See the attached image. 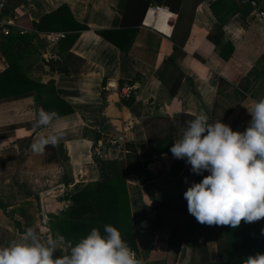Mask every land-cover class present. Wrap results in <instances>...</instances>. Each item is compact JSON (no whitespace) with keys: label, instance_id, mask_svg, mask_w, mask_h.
Returning <instances> with one entry per match:
<instances>
[{"label":"crops","instance_id":"0c3cea01","mask_svg":"<svg viewBox=\"0 0 264 264\" xmlns=\"http://www.w3.org/2000/svg\"><path fill=\"white\" fill-rule=\"evenodd\" d=\"M21 1L8 12L15 24L12 34L0 36V74L17 64L33 82L54 88L64 112L54 109L59 118L34 134L27 126L37 120L34 98L1 103L0 158L18 155L21 141L32 144L56 133H63V139L47 146L36 166L30 147L24 171L49 178L30 176L25 198L18 202L0 197L13 212L9 217L0 208V247L21 239L24 232L15 218L25 229L38 230L42 239L63 237L55 223L68 196L100 181L102 161L127 158L126 151L117 155L107 148L95 156L94 147L124 136L143 165L141 172L126 177L137 259L143 264H244L247 257L264 254V219L242 221L233 229L201 225L189 214L184 192L200 175L170 151L187 122L201 112L209 123L221 121L242 132L251 121L252 101L264 98V20L255 9L244 0ZM254 1L264 9V0ZM63 5L88 27L75 32L71 48L61 41L63 33L39 32L31 25ZM155 7L162 12L149 17ZM124 29L137 31L127 55L98 34ZM170 57L177 59L178 69L168 63ZM50 61L67 73L52 69ZM179 74L182 80L173 95L170 86ZM136 75L142 76L140 82L121 87L122 80ZM127 88L142 109L133 112L124 105ZM52 95L43 92L44 98ZM23 202L30 204L26 214L19 209ZM71 247L64 238L54 258L68 255Z\"/></svg>","mask_w":264,"mask_h":264},{"label":"clouds","instance_id":"9594fccd","mask_svg":"<svg viewBox=\"0 0 264 264\" xmlns=\"http://www.w3.org/2000/svg\"><path fill=\"white\" fill-rule=\"evenodd\" d=\"M248 111L251 121L244 132L233 131L221 121L209 123L201 112L172 144L173 157L185 160L192 174L209 173L184 192L189 214L201 225L235 229L242 221L264 219V98L252 101ZM58 118L54 111L40 110L34 127L46 128ZM62 139L63 133H56L40 137L30 147L34 154L43 155L47 146L55 147ZM103 233L93 228L68 255L54 258L64 238L42 239L29 227L19 241L0 247V264H143L117 228L106 224ZM244 264H264V254L249 256Z\"/></svg>","mask_w":264,"mask_h":264},{"label":"trees","instance_id":"16d2710c","mask_svg":"<svg viewBox=\"0 0 264 264\" xmlns=\"http://www.w3.org/2000/svg\"><path fill=\"white\" fill-rule=\"evenodd\" d=\"M18 2L22 3L24 1L8 0L6 5L7 11L13 12ZM31 25L34 30H38L39 32L63 33L64 36L61 41L68 43V48H71L78 37V34L75 32L88 30L87 26H83L76 21L67 5H63L57 11L45 15L39 23H32ZM136 33V30L131 29L98 32L100 36L116 45L123 52V55L129 53ZM176 61L177 59L174 57L168 59V63L178 69ZM50 64L52 69L67 73L63 70L62 64L53 61H50ZM77 70L78 68L74 72ZM181 76L179 74V79L170 86V91L173 95L177 93L182 80ZM141 79V75H136L134 79L122 80L121 87H123L125 82L134 85L140 82ZM45 89H48L53 95L44 98L43 92ZM29 97L35 100L37 118L40 110L47 112H52L54 109L62 110L63 103L56 95L54 88L33 82L21 72L17 64L11 65L6 71L0 74V104ZM123 103L133 112L136 111L135 107H138V109L143 108L142 103L137 101L136 94L133 91L129 97L123 96ZM62 112L64 111L62 110ZM35 123L27 125L30 130H33L34 134L45 128H36L34 127ZM233 131L242 132L239 127H234ZM99 139H101V136H99ZM30 145V140L19 142V155L24 152H30ZM125 149L127 152L126 160L112 159L102 161L98 166L101 176L100 181L94 184L79 186L69 196L71 204L62 212L61 217L57 219L55 224L57 230L65 238L66 242H71L72 246L78 243L80 239L86 237L93 228H99L103 235L104 225L107 224L114 226L121 232L123 239L132 250L137 249L126 177L128 174L141 172L143 165L133 145L126 143ZM208 174L205 172L203 176ZM203 176H199L196 182H200ZM29 205V203L23 202L21 204L22 207L19 208L20 211L26 214ZM0 208L6 215L13 217V212L9 210L10 207L8 205L0 202ZM15 219L24 232L25 228L23 223L19 219ZM157 220L161 224L162 217L158 216ZM36 231L39 233L38 230ZM229 234L230 232H227V235Z\"/></svg>","mask_w":264,"mask_h":264},{"label":"rangeland","instance_id":"374dc122","mask_svg":"<svg viewBox=\"0 0 264 264\" xmlns=\"http://www.w3.org/2000/svg\"><path fill=\"white\" fill-rule=\"evenodd\" d=\"M31 154L32 153L30 151V152H24L23 154L20 155L18 154L7 158H0V183L10 180V183L7 184L6 186L0 184V197L5 194L13 198L15 197L16 201L18 202L20 201L21 198H25L26 189L29 188L28 186H26L27 183L25 182L28 181V178L30 176H33V178H39V179L42 178V180L49 178L48 176L37 177L36 174L31 175L30 173H26L24 171V166L28 161V158L31 156ZM36 156H33L34 159L31 161V164L35 163V166L36 164L38 163L40 164L42 162L41 155L36 154ZM75 191H73L72 193H74ZM71 194L69 196H71ZM69 196L67 198L68 201H69ZM64 199L65 198H62V200ZM70 204H71L70 201L69 203H65L63 206L64 208L63 211H65V209Z\"/></svg>","mask_w":264,"mask_h":264},{"label":"built area","instance_id":"2783aa9c","mask_svg":"<svg viewBox=\"0 0 264 264\" xmlns=\"http://www.w3.org/2000/svg\"><path fill=\"white\" fill-rule=\"evenodd\" d=\"M8 0H0V36H10L13 31V27L15 24H13V20L9 16V13L6 9ZM244 2L248 3L253 7L257 13V16L264 20V9L260 6V4L257 1L254 0H244ZM162 12L161 7H155L153 10L150 11L152 13V16H155L156 13ZM25 32L22 30L21 34H24ZM60 35H56L52 41H57L59 39ZM132 93L131 88H127L123 95L124 97H129ZM125 143L126 139L124 136H113L109 137L106 141L105 146L99 145L94 147V155L100 156L103 154L104 148H107L113 152H115L117 155H120L126 151L125 149Z\"/></svg>","mask_w":264,"mask_h":264},{"label":"bare ground","instance_id":"6f19581e","mask_svg":"<svg viewBox=\"0 0 264 264\" xmlns=\"http://www.w3.org/2000/svg\"><path fill=\"white\" fill-rule=\"evenodd\" d=\"M169 13V12H168ZM149 17H152V13H150Z\"/></svg>","mask_w":264,"mask_h":264},{"label":"water","instance_id":"95a60500","mask_svg":"<svg viewBox=\"0 0 264 264\" xmlns=\"http://www.w3.org/2000/svg\"><path fill=\"white\" fill-rule=\"evenodd\" d=\"M107 149H105V151H106Z\"/></svg>","mask_w":264,"mask_h":264}]
</instances>
